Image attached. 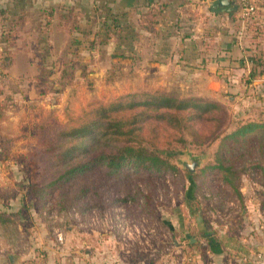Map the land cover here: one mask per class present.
Here are the masks:
<instances>
[{"label":"rangeland","instance_id":"1","mask_svg":"<svg viewBox=\"0 0 264 264\" xmlns=\"http://www.w3.org/2000/svg\"><path fill=\"white\" fill-rule=\"evenodd\" d=\"M256 5L260 13L264 6ZM25 12L27 30L38 29L39 13L30 8ZM2 23L0 17V35ZM5 23L8 28L10 22ZM255 33H259L253 39L259 67L254 73L259 76L264 73V32ZM17 40L18 35L15 44ZM91 40L93 35L87 41ZM101 42L96 40L103 46ZM10 45L0 40V105L6 109L0 139L10 144L7 152L0 151V213L7 220L0 222V264H13L11 257L16 264H195L192 256L207 255L205 242L210 238L244 231L254 236L264 229L263 80L242 90L224 91L219 100L195 94L202 88L196 85L151 90L135 75L140 65L113 67L101 48L96 52L100 57L91 55V66L86 67L81 62L88 50L78 57L67 51H42L39 55L46 59L38 74L32 71L14 78L9 71L14 57ZM130 57V53L122 56ZM136 92L179 99L200 96L222 107L221 122L205 120L197 126L203 137L194 139L184 132V141L175 142L173 130L163 124L155 138L157 123L150 121L145 124L143 145L169 159L178 173L139 170L115 178L97 170L53 191L45 208H39L32 188L50 182L54 172L44 175L36 137L42 120L55 114L65 122L68 114H80L90 103L111 102ZM250 122L262 127L248 136L233 137ZM218 127L220 132L211 138ZM218 157L233 169L232 185L226 183ZM191 163L197 164L193 172L187 167ZM85 182L90 195L79 202L74 193ZM232 220L237 223L230 225Z\"/></svg>","mask_w":264,"mask_h":264},{"label":"crops","instance_id":"2","mask_svg":"<svg viewBox=\"0 0 264 264\" xmlns=\"http://www.w3.org/2000/svg\"><path fill=\"white\" fill-rule=\"evenodd\" d=\"M216 1L0 0V17L4 24L7 19H15L29 8L37 11L39 18L44 10L56 8L88 21L97 9L109 10L111 14L120 16L118 34L113 35L106 45H98L92 52L87 51L88 55L82 58L83 67L91 66V55H95V59L100 57L96 52L101 48L102 52L107 53L106 59L113 67L125 64L127 68H136L140 65L135 75L140 84L148 86V89L165 90L175 84L190 85V88L196 85L202 88L194 91L195 94L219 100L224 91L234 88L242 90L244 85L248 88L264 81V75L254 80L249 77L252 68H255L254 34H259L255 33L256 30L264 32V7L257 13L256 5V13L244 18L238 9L231 13L213 12ZM257 3L264 6V0H257ZM52 22L48 34L50 53H63L68 50L71 39L69 27L59 14ZM129 22L131 30L127 34L123 30ZM101 27L94 29L93 36L100 32ZM27 28L20 30V40L9 46L14 56L9 71L14 78L32 71L38 74L40 67L35 41L37 29ZM127 38H131L129 44ZM83 48L87 50L86 45ZM123 53H130V59L120 57ZM65 66L62 64V68ZM236 223L233 221L230 225ZM239 233L227 232L223 236L210 238L205 242L207 255L196 253L191 259L195 264H258L259 255L264 256L263 227L254 236L246 231ZM11 259L13 261L14 258Z\"/></svg>","mask_w":264,"mask_h":264},{"label":"trees","instance_id":"3","mask_svg":"<svg viewBox=\"0 0 264 264\" xmlns=\"http://www.w3.org/2000/svg\"><path fill=\"white\" fill-rule=\"evenodd\" d=\"M56 8H48L41 14L40 25L37 29L38 42L37 57L44 65L46 57H41L40 52L50 53L49 30L56 14L69 27L71 36L67 53L78 57L84 45L89 52L95 50L97 39H101L102 45H106L113 35H117L120 27L119 15L111 14V11L97 9L88 21L78 19L74 13H62ZM103 17V19H102ZM28 16L25 11L17 15L14 20L2 24L0 40L14 44L15 38L21 29L28 25ZM131 23H127L123 32L130 33ZM100 32L94 33L93 40H89L94 29ZM257 31V30H256ZM255 31V32H256ZM131 38H127V41ZM9 49V47H8ZM126 53L121 55L125 56ZM255 68L259 67V60L253 57ZM74 60L70 64L73 65ZM263 64V62H262ZM42 67L40 65L39 69ZM68 68L65 66L64 69ZM252 68L250 79L257 76ZM264 75L261 74L259 76ZM258 76V77H259ZM250 82V80H249ZM197 98V99H196ZM200 96L191 99H179L169 94L136 92L122 96L111 102L90 103L80 114H68L65 122L60 121L55 114L46 116L36 128V137L39 140L41 155L44 158V175L48 170H53L52 180L42 187L34 186L32 195L36 199L39 208H45L53 191L63 188L77 179L88 177L94 171L104 170L110 176L121 178L128 171L145 170L156 175L176 174L178 168L167 158L149 150L144 146L146 136L145 124L153 121L155 126L154 136L157 138L159 125H164L173 130L175 142L184 141L182 134L189 133L194 139L202 136L197 126L202 122H217L220 124L222 107L211 101L204 100ZM5 108L0 105V122L4 120ZM262 126L256 122H250L240 126L233 137H245L255 132ZM220 128L211 134L218 135ZM216 137V136H215ZM173 141H169V144ZM9 143L0 139V151L7 152ZM222 157H218V166L225 174V181L232 185L234 171L226 166ZM80 186L74 197L77 201H85L90 195V186L87 182ZM62 204H64L62 202ZM6 219L0 213V222L6 223ZM264 257V256H263ZM258 264L260 259L258 258Z\"/></svg>","mask_w":264,"mask_h":264},{"label":"built area","instance_id":"4","mask_svg":"<svg viewBox=\"0 0 264 264\" xmlns=\"http://www.w3.org/2000/svg\"><path fill=\"white\" fill-rule=\"evenodd\" d=\"M233 6L242 13L243 17H249L256 13L257 0H231ZM260 264H264V257L259 255Z\"/></svg>","mask_w":264,"mask_h":264},{"label":"water","instance_id":"5","mask_svg":"<svg viewBox=\"0 0 264 264\" xmlns=\"http://www.w3.org/2000/svg\"><path fill=\"white\" fill-rule=\"evenodd\" d=\"M233 2L231 0H217L212 7V11L215 13H231L237 11V8L233 6ZM197 164L191 163L188 164V169L193 172L195 170ZM14 264H16L15 259H13Z\"/></svg>","mask_w":264,"mask_h":264}]
</instances>
